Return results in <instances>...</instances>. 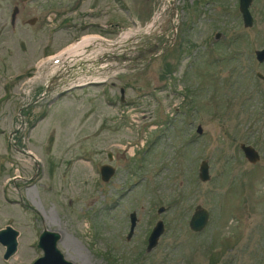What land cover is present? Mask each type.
Instances as JSON below:
<instances>
[{
  "label": "rangeland",
  "instance_id": "obj_1",
  "mask_svg": "<svg viewBox=\"0 0 264 264\" xmlns=\"http://www.w3.org/2000/svg\"><path fill=\"white\" fill-rule=\"evenodd\" d=\"M173 1L171 26L168 0H0V228L19 231L0 264L41 255L44 228L76 264H264V0H252L250 26L239 0ZM160 26L167 40L151 49ZM92 34L124 42L98 50L115 53L112 67L56 93L39 65ZM197 204L209 219L193 231Z\"/></svg>",
  "mask_w": 264,
  "mask_h": 264
},
{
  "label": "water",
  "instance_id": "obj_2",
  "mask_svg": "<svg viewBox=\"0 0 264 264\" xmlns=\"http://www.w3.org/2000/svg\"><path fill=\"white\" fill-rule=\"evenodd\" d=\"M252 0H239L238 7L241 12L243 24L245 26H250L253 23V15L250 11V4ZM171 5L172 14L175 13V5L173 0H169ZM255 56L257 61H264V47L257 48L255 50ZM256 75L264 80V74L256 71ZM197 131L201 132L202 128L200 125L197 126ZM243 154L247 160L250 162H256L260 155L257 149L250 143L241 142L239 144ZM101 178L103 180H108L110 176L114 173L115 167L111 163H103L99 168ZM198 177L201 180H207L210 177L209 173V163L206 159H202L198 166ZM163 206L158 207V211H162ZM130 225L127 233V237H130L134 226L137 221V216L135 211L130 213ZM209 219V211L206 207L201 204H197L192 211L188 224L193 231L202 230ZM164 230V224L161 219H158L154 226H152L148 238H147V249L154 247L159 239V236ZM19 231L10 224H6L0 228V243L4 245L3 258L7 259L12 256L18 245L17 236ZM59 239V233L53 229L44 228L38 236L37 246L42 249V254L37 256L32 262L27 264H76L73 260L65 257L64 253L57 245V240Z\"/></svg>",
  "mask_w": 264,
  "mask_h": 264
},
{
  "label": "bare ground",
  "instance_id": "obj_3",
  "mask_svg": "<svg viewBox=\"0 0 264 264\" xmlns=\"http://www.w3.org/2000/svg\"><path fill=\"white\" fill-rule=\"evenodd\" d=\"M124 36H125L124 38H126V37L129 38L130 33L129 32H126L124 34ZM115 43H118V42H115ZM87 45H90L91 51L88 52V53L85 52L84 54H80L81 53V50H82V47L83 46H87ZM112 45H115V44L111 40H103V38L101 39V38H98V37H96L95 39H92L90 37H84V39L82 40V42L77 43V44L73 45L71 48L66 49V51L63 52V54L64 53L66 54L67 52H69V53H71V55L73 57L72 59H74L75 57H78V56H81V57L83 56L84 58H88L89 61L97 62L96 60H98V54L95 52L96 49H99L100 46H110L111 47ZM117 47H119V46H117ZM122 48H120V49H122ZM70 59L71 58H68L66 62H68ZM97 63H94V64H96L95 65V69H98V70L104 69V68H108V67L111 68L112 65H113V63H111L110 61L109 62H102V63H99V64H97ZM64 64H66V63H64ZM55 69H57V68H55ZM59 70L60 71L63 70V66L62 65L59 66ZM98 70L95 71V74H97V73L98 74H101L102 73V72H98ZM55 72H56V70H55ZM57 72H58V70H57ZM102 76L103 75H100L99 78H102ZM75 79H76L77 82H84V81H87L89 79L92 80L93 77H89L88 79H87V77H84V78L79 77V78H75ZM59 239H60V236H59ZM72 256H73V258H76V255L75 256L72 255Z\"/></svg>",
  "mask_w": 264,
  "mask_h": 264
},
{
  "label": "flooded vegetation",
  "instance_id": "obj_4",
  "mask_svg": "<svg viewBox=\"0 0 264 264\" xmlns=\"http://www.w3.org/2000/svg\"><path fill=\"white\" fill-rule=\"evenodd\" d=\"M22 1H26V0H22ZM78 2H80V0H75V3H78ZM19 12H20L19 6L16 3H14L12 5V13H11L12 14V16H11V24L13 26L16 23V16H17V14ZM33 20L35 21V18L34 19L29 18L28 19V22L30 21V23H31V22H33ZM161 28H162V26L159 27V29H158V31H156L155 35L151 38V40H149V42H151V44H152L151 49H153L155 46H158L159 43H160V45L161 44L164 45V43L167 40V36H168L167 32H168V30H166L165 32H163ZM161 36H164V37L163 38H160ZM50 84L53 85L52 83H50ZM108 158H111V155H110L109 152H108ZM100 176H101V174H100Z\"/></svg>",
  "mask_w": 264,
  "mask_h": 264
}]
</instances>
